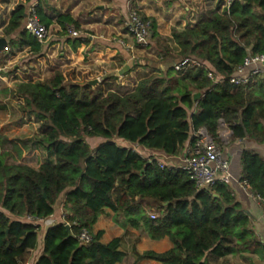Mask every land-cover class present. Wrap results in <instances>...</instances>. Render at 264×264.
I'll return each mask as SVG.
<instances>
[{"label": "trees", "instance_id": "obj_1", "mask_svg": "<svg viewBox=\"0 0 264 264\" xmlns=\"http://www.w3.org/2000/svg\"><path fill=\"white\" fill-rule=\"evenodd\" d=\"M36 10L47 27L51 19L39 5ZM24 13V5L15 6L3 28L4 35L17 34L9 41V53L27 46L38 54L42 43L20 30ZM56 20L63 31L68 24L79 27L68 14ZM150 23L155 37L154 22ZM171 35L177 47L171 59L196 58L214 73V79L203 69L176 72L172 65L120 94L105 92L100 84L82 85L73 79V69L57 67L43 79L16 84L21 109L32 112L39 123L36 136L0 141V264H23L25 253L38 244L39 225L27 217L50 216L61 198L64 220L44 231L42 251L34 264L121 262L125 252L120 238L102 243V232H92L105 207L116 213L117 223L121 216L151 239L171 241L164 252L134 250L138 259L211 264L212 259L227 255L244 257V252L263 257L264 248L227 184L196 190L184 170L161 167L155 158H143L116 139L176 155L184 143L194 142L199 128L216 138L223 122L233 140L264 143V86L254 79L233 87L228 80L245 56L264 53V0H233L224 9L219 1L208 19ZM70 42L75 49L82 40ZM195 93H200L196 99ZM90 138L103 141L92 147ZM30 149L43 159L37 168L17 162ZM11 156L15 162L7 163ZM240 161V181L264 202V156L243 149ZM152 211L155 218L150 217ZM83 229L90 235L88 242L79 240Z\"/></svg>", "mask_w": 264, "mask_h": 264}, {"label": "crops", "instance_id": "obj_2", "mask_svg": "<svg viewBox=\"0 0 264 264\" xmlns=\"http://www.w3.org/2000/svg\"><path fill=\"white\" fill-rule=\"evenodd\" d=\"M17 5L25 7L20 30L24 28L27 13L31 7L36 9V6L39 5L42 14L51 19L47 28L49 32L50 28H53V35H48V39L42 43L41 51L38 54H33L27 46L16 47L13 54L9 53V41L17 34L4 35L3 28ZM17 5L13 6L6 20L0 25V36L5 37L8 42L5 50L0 51V128L7 127L11 122V117L7 115L10 111L8 105L10 97L20 99L14 93L16 86L13 87L11 84L14 77H17L21 72L18 64H12L17 61V56L20 54L15 50L27 51L26 56L30 57L24 61L36 56L37 64L42 69L46 68L47 72H51L57 67L70 68L74 70L75 74L83 75V81L79 80L80 82L98 78V84L105 92L110 90L124 94L132 91L141 78L156 72L157 69H166L168 66H172L175 61L171 59L170 55H175L177 51L176 44L172 40V31L184 29L201 20L208 19L211 12L218 8L219 0H21ZM131 10H136L142 18L154 22L156 35L152 36L150 31V39L147 45L142 48L133 44L124 27ZM61 14L70 15L78 23L79 27L76 29L80 31L79 37H71L66 30H62L56 20ZM68 26L73 25L68 24L65 28ZM77 38H80L82 42L73 49L70 41ZM149 51L154 52L153 56L157 61L149 60L145 68L131 66L135 58H140L147 53L151 54ZM10 67H12L11 70H9ZM21 68L25 69V67ZM77 75L79 77V74ZM20 81L17 80L18 83ZM24 128L25 124L22 129ZM102 141L100 138L88 139L92 147ZM116 143L122 147L136 149L143 158L153 157L172 168L181 166L182 159L191 145L187 141L176 155H167L162 151L148 150L121 139H116ZM219 146L222 149L223 157L230 162V173L234 178L228 187L236 202L240 203L248 216V228L254 233L260 246L264 248V202L254 199L250 196V190L242 183L240 184L242 150H254L264 156V143L235 139L227 148L221 144ZM151 202L154 203V201ZM62 205L61 198L53 214L35 222L39 225L38 244L35 249L25 253L26 256L30 254L31 259L23 264H34L42 251L44 231L64 220L65 212ZM152 213L154 211L150 212V214ZM115 214L110 208H103L102 213L92 226V232H102L100 237L102 243L120 238V249L125 252V257L116 264H160L152 259H138L136 253L141 254L149 250L164 252L172 246L169 238L151 239L143 228H134L126 224L124 221L126 218L120 216V222L117 223L114 220ZM27 219L30 220L28 217ZM243 255L244 257L227 255L223 258L212 259L210 263L229 260L228 264L244 262L264 264V254L262 258L256 253L250 252H244Z\"/></svg>", "mask_w": 264, "mask_h": 264}, {"label": "built area", "instance_id": "obj_3", "mask_svg": "<svg viewBox=\"0 0 264 264\" xmlns=\"http://www.w3.org/2000/svg\"><path fill=\"white\" fill-rule=\"evenodd\" d=\"M232 1L233 0H220V8H228ZM124 27L134 45L141 47L147 45L150 39L149 20L142 18L136 10H131ZM24 29L40 43H44L48 39L49 30L39 21L34 7H31L27 13ZM66 32L71 37L80 36V31L73 26H68ZM173 67L176 72H184L188 68H200L206 71L208 78L214 79V73L203 62L193 57H183L175 62ZM254 79L259 80L264 86V53H249L244 57L241 64L235 68L234 73L228 80L233 87H239L246 86ZM194 138L195 140L184 155L179 168L184 170L189 179L193 181L196 190L209 191L217 182L228 185L234 179L230 173V162L223 157L222 149L216 142V138L211 136L205 128H199L195 131ZM158 164L161 167L171 168V166L160 161H158ZM241 183L240 181V184ZM250 196L259 200L251 191ZM150 217L155 218L156 215L152 213ZM28 218L33 224L38 220H34L30 217ZM78 237L82 242H88L90 240V235L84 229L80 232Z\"/></svg>", "mask_w": 264, "mask_h": 264}, {"label": "rangeland", "instance_id": "obj_4", "mask_svg": "<svg viewBox=\"0 0 264 264\" xmlns=\"http://www.w3.org/2000/svg\"><path fill=\"white\" fill-rule=\"evenodd\" d=\"M19 2H21V0H0V25L2 24V22L6 20L13 6L19 4ZM53 32H54L53 28H50L49 35L50 34L53 35ZM15 51L20 52V54L17 56V61H14V63L12 64L13 65L18 64L21 72L19 73V75H17V77L15 76L13 82H11V84H13V87L16 86V84L18 83L17 80H21L20 82H23L24 80L25 81H29V80L35 81V80L43 79L49 75L50 72H47L46 68L42 69L40 65L37 64L38 61L36 60L37 59L36 56L28 59L27 61H24L28 57H30L29 55L26 56L27 51L23 49L15 50ZM149 52L152 55L147 53L140 58H135L131 66L133 68L136 67L135 64L136 62H138V64L140 63L139 64L140 66L145 68V65L147 66L149 60L157 61L156 58L153 56L154 52L152 51H149ZM57 58H59V55H57ZM21 67H25V69H22ZM11 69L12 67L9 68V70ZM77 74H79V77ZM77 74L73 73V79L77 81L82 80L83 75H81V73H77ZM22 102H23L22 98L17 100L16 97L15 98L10 97L9 104H8L10 111H9V114L7 115L11 117L10 119L11 122L8 124L7 127L0 128V141L3 140V138L16 141L19 139L37 135L38 133L37 128H38L39 121L37 120V118L32 112L29 113L21 109L20 106L23 104ZM220 123L221 124L219 125V128H218L216 142L218 144L223 145L224 148H227L233 143V139L228 133L229 131L228 126L223 122H220ZM24 124H25V128L22 129ZM227 141L228 143H225ZM6 161L7 163L15 162L12 156L8 157ZM42 161L43 159L41 158L40 153H38L36 149H30V150L23 152L21 158L17 160L18 163H23V164L27 163V164H30L33 168H37L38 165ZM30 257H31L30 254L27 256L25 255L23 262L29 261L31 259ZM228 263H229V260L220 261L219 263L215 262L214 264H228ZM244 263L250 264V262L249 263L244 262ZM244 263H241V264H244Z\"/></svg>", "mask_w": 264, "mask_h": 264}, {"label": "water", "instance_id": "obj_5", "mask_svg": "<svg viewBox=\"0 0 264 264\" xmlns=\"http://www.w3.org/2000/svg\"><path fill=\"white\" fill-rule=\"evenodd\" d=\"M7 46H8V42H7L6 38L3 36H0V51H4ZM98 83H99V79L93 78V79H89V80L87 79L81 84L82 85H90L92 87H95L96 85H98ZM199 96H200V93H195L194 99L198 98ZM65 227H66L67 231L70 233L69 224H66Z\"/></svg>", "mask_w": 264, "mask_h": 264}]
</instances>
